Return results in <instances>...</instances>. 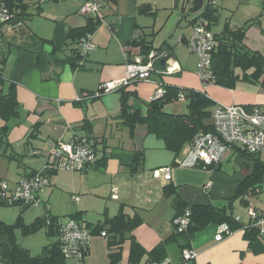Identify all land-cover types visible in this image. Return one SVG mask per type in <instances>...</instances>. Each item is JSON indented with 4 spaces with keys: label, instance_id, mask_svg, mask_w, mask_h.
I'll list each match as a JSON object with an SVG mask.
<instances>
[{
    "label": "crops",
    "instance_id": "obj_1",
    "mask_svg": "<svg viewBox=\"0 0 264 264\" xmlns=\"http://www.w3.org/2000/svg\"><path fill=\"white\" fill-rule=\"evenodd\" d=\"M34 1L28 2L30 15L27 18L12 20L9 25L1 27L4 36L0 40V59H5L2 60L1 72L8 82L14 83L18 103L17 117L9 120L8 143L1 144V147L7 146L4 153H8L10 158L14 157L17 163L9 161L0 170L5 179L8 178L14 184L20 177L33 171H42L49 179V184L38 193L42 204L31 205L21 214L25 223H31L41 215L43 205H46L51 215L62 220L71 213H80L82 220L92 226L114 217L122 209L126 215L140 217V224L130 234L144 249L150 250L175 232L173 219L177 197L188 203H215L234 195L237 183L248 170L231 171L228 174L222 170V166L235 154L241 160L240 153L232 150L223 161L215 164V168L203 164L179 166L175 161L183 158L189 144L175 154L165 148L161 138L148 132L146 125L141 123L136 124L129 135L128 128L119 118L120 90L105 92L95 98H90L89 94L98 91L105 81L124 78L127 65L137 57H143L140 46L130 43L133 40L151 42L154 48L166 43L162 50L152 49L161 53L157 59L159 62L165 58L162 67L154 66L150 77L152 80L132 81L123 86L126 91L135 92L129 103L142 112L154 91L164 85L205 92L214 104H264V85L261 84L264 76L256 82H247L243 88L202 83L196 74L195 64L186 55L191 52L185 46L186 38L198 23L192 24L189 33H180L175 44L169 43L167 39L153 44L151 35L154 33L149 32L151 23L148 16L154 15L141 12L139 7L149 4L156 14L153 5H156L157 0H110L102 11L100 24L92 33H87L94 48L84 55L80 54L83 59L75 65L56 62L55 59L68 58L71 49L76 48L78 51L77 42L69 44L66 41L67 30L83 26L87 18L94 17L78 12L79 0H69L72 5L58 3L60 0H45L49 2L48 17H45L41 5L44 0L35 1V11L29 10V5ZM206 1L208 3V0H204L200 10L193 13L194 0H182L183 5H192L189 15L193 16L187 18L188 23L202 10ZM229 1L219 0L218 22L222 18L219 7L224 9ZM255 1L257 11L255 9L249 16L239 20L226 18L225 22L231 27L246 24L243 44L264 56V12L262 0ZM175 6H178V0H175ZM35 16L46 18L48 25L34 21ZM251 18H256V21L247 23ZM222 28L223 23L218 31L212 32H219ZM31 35L37 40L42 39L43 43H30ZM20 44L22 48L17 47ZM251 71L249 69L246 73ZM166 108L173 110V105L169 104ZM206 122L211 123V119ZM73 137L85 138L92 147L96 145L95 159L102 155L101 148L104 145L107 155L105 163L98 166L92 163L81 171L45 168L47 156L55 143L59 140L70 141ZM136 151L142 152L143 160L138 171L131 172L130 165ZM257 154L260 157V151ZM163 166L173 167L171 177L167 180L161 174L155 176L152 173ZM208 182L211 185L206 188ZM167 185L173 188L174 193H164L163 188ZM250 204L263 207L264 201L259 204L250 201ZM243 211L242 214L234 210L235 217L239 216V219H235L244 224L240 228L231 230L226 224L210 223L194 232L187 247L196 252L191 264H264V240L257 235L260 247L250 245L244 236L250 218L246 208ZM18 214L19 206H0V219L5 222L14 221ZM102 231L105 230L91 231V243L85 255L81 259L66 258V263L108 264L109 253L117 249L108 247L110 234L102 236ZM219 233L222 238L216 240ZM18 240L32 255L40 254L42 248L52 242L44 229L28 236L19 234ZM164 251L168 264L180 263L182 250L178 242H167ZM120 253L117 264H130L129 239L122 243ZM148 260L145 254L139 264H146Z\"/></svg>",
    "mask_w": 264,
    "mask_h": 264
},
{
    "label": "trees",
    "instance_id": "obj_2",
    "mask_svg": "<svg viewBox=\"0 0 264 264\" xmlns=\"http://www.w3.org/2000/svg\"><path fill=\"white\" fill-rule=\"evenodd\" d=\"M30 1L32 0H4L2 3L10 9L13 13V20L16 21L18 19L24 20L30 15L27 10L28 2ZM261 8L264 12V0L261 1ZM139 10L148 15L155 14L149 4L139 7ZM87 19L85 25L72 27L67 30L65 38L69 44H74L80 37L87 33H92L101 22V18L99 17ZM217 20V5L212 6L209 3H205L202 10L189 23L194 25L205 21L207 22V28L211 29ZM253 21H256V18L248 19L247 23ZM2 26L0 24V40L4 36L1 30ZM245 28L246 24L240 27H231L228 22H224L221 31L214 33L216 44L212 51L211 59L213 84L233 88L239 80L256 82L264 76V56L257 51L248 49L243 44ZM29 38L30 43H43L42 39L38 38L37 40L32 35ZM182 39L184 38L182 37ZM130 43L140 46L141 54L144 56L143 59H145L150 50H162L163 45H166V43H163L158 48H154L151 42L146 43L143 40H133ZM17 47L22 48L23 46L20 44ZM55 51L56 49L53 52L55 53ZM81 59L83 57L78 53L76 48H73L68 58L55 59V61L62 63L70 62L71 65H75ZM2 60H5L4 57L0 59V119L2 120V124L0 125V141H3L5 136H7L9 120L17 117L18 114L15 85L3 77L1 72ZM154 66L162 67L159 60L154 62ZM237 69L242 71V77L236 73ZM249 69H252V71L248 74L246 71ZM133 82L137 83L138 81ZM261 84L264 85V78ZM123 86L117 88L121 92L119 118L128 128L129 135L132 134L136 124H145L148 132L155 134L164 141L166 149L178 154L184 145L191 143L199 132L213 131L212 124L206 121L210 118L214 101L205 92L164 85V93L145 103V111L142 112L141 109L134 108L129 103L130 97L136 95L135 92L126 91L123 89ZM99 91L100 89H98ZM180 94H182V98L179 97ZM99 95H94L93 93L89 94V97L95 98ZM169 104L173 105V110L166 108ZM102 146V155L93 161L94 166L103 165L107 160L106 148L104 145ZM93 150L97 154L96 145H93ZM232 150L240 153L249 162L248 171L245 173L243 179L237 183L234 195L215 203H188L177 197L174 202V217L183 214L188 209L189 222L187 227L181 232L175 231L165 241L157 244L150 250L144 249L130 234L141 222L138 215H126L120 209L119 213L114 217L105 219L102 223H97L94 226L84 222L80 217V213H71L67 218L76 220L92 232L104 229L105 233L110 234L107 242L108 247L110 249H117L118 251L109 253L108 264H117L121 256V245L126 239H129L128 261L130 264H139L145 254L149 258L147 263H159L166 257L164 249L167 242L174 240L179 243L181 250H183L190 245L194 232L202 230L210 223L226 224L231 230L244 226L242 222L235 219V202L237 201L241 207L246 208L251 198L261 192L264 186V161L261 160L257 153H246L238 148H233ZM142 160V152L136 151L133 162L130 165V171L137 172L142 164ZM216 166L208 165L210 168H215ZM34 172L36 171L31 173ZM172 189L170 185H167L164 186L163 191L165 194H171L174 193ZM7 205L19 206V214L12 222H5L0 219V264H67L66 258L60 250L58 239H56L58 236V225L62 222L61 218L51 215L46 205H43V213L37 216L31 223H25L21 214L30 205L22 203L9 204L0 199V206ZM81 222L84 223L82 224ZM40 229L45 230L47 238L51 239L52 242L44 246L40 254L32 255L28 249L20 244L18 235H32ZM244 236L248 239L251 246L260 247L255 227L249 225L245 228Z\"/></svg>",
    "mask_w": 264,
    "mask_h": 264
},
{
    "label": "built area",
    "instance_id": "obj_3",
    "mask_svg": "<svg viewBox=\"0 0 264 264\" xmlns=\"http://www.w3.org/2000/svg\"><path fill=\"white\" fill-rule=\"evenodd\" d=\"M78 12L85 16L101 18L102 11L108 6L110 0H79ZM219 0H208L212 6H216ZM13 13L0 2V24L9 25L13 20ZM102 19V18H101ZM207 22L203 21L193 27L192 33L186 38L185 46L189 52L197 56L196 74L202 83L213 81L211 70L212 51L216 40L214 34L207 28ZM78 51L84 55L94 48L89 34L82 36L77 41ZM161 53L151 50L143 59L137 57L134 62L127 65L126 75L117 81H105L94 95H99L119 88L132 81L148 82L151 72L154 70V62L159 59ZM160 85V84H159ZM164 88L159 86L151 99L161 96ZM182 98V94L179 95ZM211 124L213 131L199 132L189 143L183 158L175 163L179 166H195L197 164L215 165L223 161L232 151L238 148L246 153H258L264 148V104L250 106L240 104L225 105L215 103L211 110ZM48 162L45 168L54 170L81 171L95 160V152L92 145L85 138L74 137L70 141H57L47 156ZM172 166H163L152 171L153 175H162L163 179L171 177ZM48 176L42 171L26 174L20 177L15 184L10 185L0 174V199L9 204L22 203L39 206L41 200L38 193L49 183ZM210 182L206 183L209 188ZM116 196V195H113ZM77 200V197H75ZM246 213L250 218L248 225L257 229V235L264 240V206L257 207L249 203ZM239 219L237 215L235 217ZM189 222V210L173 219L175 231H183ZM106 236L105 231L101 232ZM92 233L90 229L82 226L76 220L66 218L58 225V242L60 250L65 258L81 259L91 243ZM219 233L215 239L219 240ZM196 252L192 248H185L181 252L179 264H191ZM164 259L159 263L168 264Z\"/></svg>",
    "mask_w": 264,
    "mask_h": 264
},
{
    "label": "rangeland",
    "instance_id": "obj_4",
    "mask_svg": "<svg viewBox=\"0 0 264 264\" xmlns=\"http://www.w3.org/2000/svg\"><path fill=\"white\" fill-rule=\"evenodd\" d=\"M68 1L69 0H60L58 1V3L72 5ZM35 3L36 2L34 1L29 5V10L31 12L35 11ZM48 3L49 2L45 0L41 3L44 8L43 15L45 17H48ZM219 3L220 2H218V5ZM256 3L257 1L255 0H230L229 4L226 7L223 6L224 9L219 7V12L222 15V18H219V22L217 21L218 24L212 25V29H208L211 32L218 31L222 27V23L225 22L226 18L234 21V19L239 20L246 16H249L251 12H254L255 9L257 11ZM75 6L77 7V3L75 4ZM153 6L156 8V14H154V16H148V21L151 23L149 32L152 31V34L154 33L153 35H151V38H153V44H159L163 39H167L169 43L175 44L177 43V37L180 33H189V30L192 28V24L188 23L187 18H191L193 16L189 15L192 6L191 4L187 5L186 3L183 5L182 0H178V6L176 7L175 0H157L156 5ZM34 21L40 22L41 25H48V20L46 18H38L35 16ZM186 55L189 57V61L195 64L196 67L197 56L194 53H186ZM236 73H238L242 77V71L237 69ZM151 80L152 79L150 78L149 81ZM247 82L249 81L239 80L237 84H235V86L243 88L246 87ZM156 92L157 89L154 91V95ZM2 142L8 143V136H5L4 140L0 141V169H2V166L9 161L17 163L14 157L10 158L8 153H4V150L7 149V146L1 147ZM260 158L264 161V148L260 151ZM248 166L249 162L246 158H243L241 155V160H239L238 156L235 154L230 158V160L223 162L222 170H225L226 173L230 174L231 171L243 172L245 170H248ZM0 174L3 178H6L1 170ZM8 183L10 185L14 184V182L11 183L9 181ZM260 201H264V186L261 192H259L255 197L251 198V202L254 204H259ZM242 208L244 209V207H241L236 201L235 210L240 211L243 214L244 211ZM68 261H71V259H69Z\"/></svg>",
    "mask_w": 264,
    "mask_h": 264
},
{
    "label": "water",
    "instance_id": "obj_5",
    "mask_svg": "<svg viewBox=\"0 0 264 264\" xmlns=\"http://www.w3.org/2000/svg\"><path fill=\"white\" fill-rule=\"evenodd\" d=\"M4 0H0V2H2ZM204 0H194V6L191 9V12H197L198 10H200L201 6L203 5ZM207 3V1H206ZM160 64L164 65L165 64V58L160 59Z\"/></svg>",
    "mask_w": 264,
    "mask_h": 264
}]
</instances>
